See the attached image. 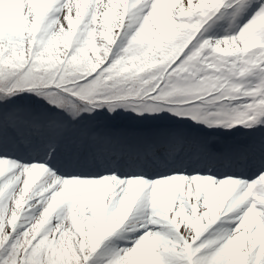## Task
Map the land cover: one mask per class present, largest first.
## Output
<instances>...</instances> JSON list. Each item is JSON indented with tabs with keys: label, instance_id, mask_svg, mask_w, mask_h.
Returning <instances> with one entry per match:
<instances>
[{
	"label": "snow or ice",
	"instance_id": "obj_1",
	"mask_svg": "<svg viewBox=\"0 0 264 264\" xmlns=\"http://www.w3.org/2000/svg\"><path fill=\"white\" fill-rule=\"evenodd\" d=\"M0 264H264V0H0Z\"/></svg>",
	"mask_w": 264,
	"mask_h": 264
}]
</instances>
